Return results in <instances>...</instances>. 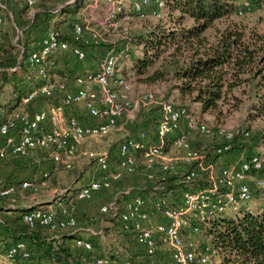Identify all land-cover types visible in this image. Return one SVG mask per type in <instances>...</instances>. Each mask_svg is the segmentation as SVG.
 I'll list each match as a JSON object with an SVG mask.
<instances>
[{
  "label": "built area",
  "instance_id": "built-area-1",
  "mask_svg": "<svg viewBox=\"0 0 264 264\" xmlns=\"http://www.w3.org/2000/svg\"><path fill=\"white\" fill-rule=\"evenodd\" d=\"M2 1L6 3L0 0V7L6 9L7 3L4 6ZM27 2L33 9L38 0ZM241 4L238 16L252 12L250 2ZM103 5L108 8H101ZM86 9L102 11V19L97 22L99 30L88 21L75 23L69 29L73 35L71 42L64 38L67 26L59 29L53 24L30 50L24 64L34 75L35 82L23 97L22 106L41 99L48 100L47 106L35 113L20 108L0 123V136L3 138L0 160L26 158L37 150H47L50 162L66 170H73L81 160L93 162L97 166L98 178L78 191L77 202L91 201L96 193L110 189L126 175L141 173L147 181L156 182L178 173L185 164H194L186 174V180L207 174L208 185L199 191L185 192L178 199V205L174 202L173 207V201L166 197L147 199L136 195L131 200H124V195L129 196L132 190L114 196L112 201L101 207L100 213L111 214L117 219L119 229L141 253L140 264H224L220 250L199 237L203 236V228L220 215L238 217L264 210V180L251 183L253 175L264 171V154L254 153L243 157L237 166L219 168L212 157L208 159L193 148L192 133H200L211 142H218L213 154L223 156L232 150L233 141L237 138L249 139V131L242 130L236 135L223 126L211 127L200 122L187 106L159 100L155 93L147 92L133 98L134 75L121 74L123 62L131 58L133 51L129 21L134 18L142 21L149 17L164 19L166 0H90ZM10 14L13 19V14ZM35 14L36 11H32L33 20ZM4 23V17L0 15V29ZM14 25L18 32L15 45L21 53V64L26 49V29ZM112 33L118 34L123 51H119L118 45L106 41V35L111 36ZM87 45L103 50L97 69L83 73L66 72L65 80H53L62 70L67 55L70 56L69 62L77 66L88 60ZM56 99H60V103H53ZM79 105L89 117L88 122L68 111V108ZM152 109L158 117L156 139L142 131L137 138L123 140L116 156L109 149L87 147L89 143L98 142L120 130L124 120L126 124H132L136 114ZM158 173L162 174L159 176ZM48 179L49 172L46 171L38 180L1 186L0 202L5 200L7 209L15 208L19 191L39 193L47 186ZM67 193L68 190L59 191L54 201H61ZM73 206L62 207L60 213L53 205L34 209L23 214V222L30 229L44 228L53 233L74 230L78 227V218ZM101 233L104 232L96 235ZM29 245L25 241L5 245L0 240V258L13 264H51L35 259ZM74 246L86 252L93 251L88 240L76 239ZM110 263L112 261L104 258L96 260V264Z\"/></svg>",
  "mask_w": 264,
  "mask_h": 264
},
{
  "label": "trees",
  "instance_id": "trees-1",
  "mask_svg": "<svg viewBox=\"0 0 264 264\" xmlns=\"http://www.w3.org/2000/svg\"><path fill=\"white\" fill-rule=\"evenodd\" d=\"M82 1L84 0H40L34 7L37 8L39 5L37 16L35 15L36 18L32 20L34 24L26 29L25 33L26 49L20 64L23 76L15 75L16 73L9 76L8 71L0 73V109H5L9 117L20 109L23 97L32 89L28 82H32L34 75L24 64L31 50L29 48L31 29L37 30V23L41 22L43 27L40 31L43 33L47 28L48 18L57 19L61 16H66L65 21L68 23L65 26H69L70 29L75 23L84 24L79 20L78 15L84 5L87 7L90 0ZM249 1L255 8L254 12H264V0ZM166 2L165 18L159 20L152 28L133 37L131 41L133 51L129 59L131 65L127 70L136 74L139 81L155 84L169 79L170 72L164 65L168 62L174 66L172 76L177 82L175 89L183 99L188 98L197 105L202 114H222V107L232 100L235 102L233 107L236 108L241 103L247 102L253 119L264 117V17H260L252 26L246 24L242 19L250 13L242 17L238 16L239 0H166ZM23 3L18 4L23 6L20 11L25 13L26 9L31 8L27 0H23ZM60 6L59 11L55 12ZM189 20L192 21L191 25L187 24ZM221 20L228 21L223 29L216 25ZM56 27L61 29L64 25ZM212 29H215L214 33H209ZM64 38L73 41L71 30L65 32ZM118 48L120 52L124 50L122 44L118 45ZM135 53L137 55H134ZM20 54L16 45L12 43V36L9 33L0 37V69L15 67L18 59L12 58L14 56L18 58ZM160 60L163 62L161 69L152 71L153 66ZM235 91H239L240 95H236ZM7 95L11 97L9 102L5 101ZM146 111L147 113L139 115L136 122L131 124L132 133L126 139L137 138L142 131H147L151 135L153 128L157 130L158 117L155 109ZM155 132L153 139H156ZM236 142L237 140L233 141L232 150L242 148L243 145ZM93 143L91 149H98ZM196 145L197 143L194 142V149L204 153L208 159L212 157L215 162L224 156L213 154L219 146L216 141H209L200 148ZM33 153L37 157L49 159L47 150H37ZM32 155L18 159H29ZM183 166H186L183 170L169 174L166 179L156 182L145 179V183L140 188L134 189L131 194L142 195L147 199L166 197L169 201H173V207L178 205V199L185 192L202 190L209 182L207 174H201L187 181L186 174L194 168V164ZM77 167L78 162L73 170L62 168V171L68 175L65 182L67 195L73 193L75 196L80 190V188L68 189L70 177H77L79 174ZM142 168L143 166L140 167L141 171ZM161 174L158 173L159 176ZM50 176L49 174V178ZM56 178H52L53 182H59ZM0 203L5 204V200H1ZM38 208L41 206L19 209L16 210L19 214L16 219L12 221L5 217L3 219L5 227L9 223L15 224V234L11 235L10 231L8 232L10 234L8 239L12 240L11 244L18 241L29 243L35 259L51 264H96L97 258H104L120 264H140L139 255L126 248V245L122 247L117 244L112 248L109 247L110 251L107 253L104 246L105 252H103L104 247L98 239L100 235L88 239L93 245V251L86 252L69 245L68 240L80 239L76 234L58 238L52 237L51 234L59 232L53 233L44 228L30 229L23 222V214ZM104 216L109 219H103ZM97 220L99 224H104V236L117 239L121 236L126 241V234L122 233L118 227L119 222L111 214L100 213ZM78 226H80L79 219ZM202 235L220 250L224 264H264V210L238 217L220 215L203 228ZM1 241L5 245H10L7 243V238Z\"/></svg>",
  "mask_w": 264,
  "mask_h": 264
},
{
  "label": "rangeland",
  "instance_id": "rangeland-1",
  "mask_svg": "<svg viewBox=\"0 0 264 264\" xmlns=\"http://www.w3.org/2000/svg\"><path fill=\"white\" fill-rule=\"evenodd\" d=\"M18 3H23V0H17ZM40 0H38L39 2ZM243 1H248L249 0H239L238 2V6L240 7ZM51 2V1H49ZM82 2H85L82 1ZM5 6V2L2 1V3ZM51 4V3H50ZM24 5V3H23ZM55 5V4H54ZM51 6V5H50ZM20 8H23V6H19ZM83 7V6H82ZM39 9V5L37 8H33V9H26L27 11L25 13H22V19L19 21L18 16L15 15V12L13 13V9L11 6H9V4H6V9L5 8H1L0 7V15H2L4 17L5 20V26L7 30L11 31V36L12 39H16L18 36V32L16 27L14 26V23L17 25V27H21L22 29H28L31 25H33L34 23H32L33 17H32V11H37L38 12ZM255 8L252 6V12L250 13V15H248L246 18H243L242 20L245 21L246 24L252 26L253 23L257 22V20L260 17H264V12L262 11H255ZM10 12H12L14 18L12 19ZM96 11H89V9H86V5H84V7L80 10L78 17L80 21H83L84 23H86L87 21L90 22L94 28L96 30H99V27H95V22H99L102 17V11H98L97 13ZM249 14V13H248ZM37 16V13L35 14ZM35 16V18H36ZM242 17V16H241ZM41 18V17H40ZM66 16H61L58 17L57 19L54 18H48V21L46 22L47 26H51L53 24L62 26L64 25V27H66L65 25L68 23L67 21H65ZM236 19V18H235ZM37 21V20H36ZM61 22V23H60ZM159 22V20H156L152 17L147 18L146 20H138V19H131V21H129V27H131L132 29V34L131 37L133 39L134 36H136L138 33L143 32L149 28H152L153 26L157 25ZM37 23V22H36ZM41 24V22H39ZM37 23V24H39ZM228 21L227 20H221L218 21L216 23L217 27L220 29H223L226 25H227ZM43 24V23H42ZM188 25L192 24V21H187ZM19 25V26H18ZM67 30H69V26L66 27ZM32 32L34 31V28L31 29ZM215 29H212L209 31V33H214ZM107 39L106 41H108L111 45H121V41L119 39L118 34H111V36L106 35ZM134 55H137V53H135ZM162 63L161 60L156 63L153 68L152 71H154L155 69H161L162 67ZM131 62L129 61H124L123 62V66L121 67V74L123 75H128L129 73H131L130 70H127L128 67H130ZM165 65V69L167 71L170 72V77L168 80H164V81H159L155 84H147L144 82L139 81V77L135 74L134 75V92H133V98L137 99L141 94L143 93H147V92H151V93H155L156 96L158 97L159 100H163V101H172L174 103L177 104H182L187 106L192 113H194L198 119L200 120V122L205 123L210 125L211 127H217V126H223L226 129L233 131L236 135L238 133H240L239 131L242 130H249L251 133V137L249 139L246 138H237V142L236 143H241L242 148L240 149H233L230 153L225 154L223 157V160H227L229 161L227 167H234L237 166V164L240 162V160L244 157H248L249 155H253L254 153H264V138L262 136H264V117L262 118H258V119H253L252 115L249 111V107L247 102H243L241 103L237 108L233 107V105L235 104L234 101H229L228 103H226V105H224L222 107V114H218V113H211V114H202L199 111V108L197 105H195L190 99L188 98H182L179 94V92L175 89V86L177 85L176 80H174L173 76H172V71L174 69V66L171 65L170 63L166 62ZM164 68V66H163ZM8 89V87L6 88ZM4 89V90H6ZM4 92V91H3ZM236 95H240L239 91H235ZM6 95V94H5ZM10 95H7V98H5V101H8L10 99ZM68 111L70 112L71 115H78L79 118H81L82 120H84L85 122L89 121V117L86 115L84 108L82 105L79 106H74V107H70L68 108ZM152 112V111H151ZM156 112V111H155ZM144 113H147V111H141L140 113L136 114V118L134 119V122H136L137 118L139 117V115H143ZM123 125L120 127V130H118L117 132L114 133V135H110L107 138L101 139L99 140L97 143H93L94 146H98V150H110L111 152H115L116 149L119 147V144L126 139L127 137H124V133H126L127 125H129V127L131 128V124L127 123L126 124V120H124ZM130 131V130H129ZM152 134L150 136L153 137L154 132L156 131V128H153L152 130ZM191 139L197 143L196 147L200 148L201 146H204L205 144H208V142L210 141L207 137L201 135L200 133H192L191 135ZM240 145V146H241ZM219 160V159H218ZM84 162V161H82ZM116 163V162H115ZM84 167V172H81L80 175V179L79 180H84L86 178H89V176L94 175V170H92V166H93V162H89V161H85L84 164L82 165ZM186 166L182 167V170L185 168ZM63 175H65L66 177L68 176L65 173H62ZM75 174H77L75 172ZM141 174V173H139ZM68 178V177H67ZM258 179H263L264 180V171L262 173H259L257 175H253V178L251 180L252 184H255L256 180ZM53 182V181H52ZM60 183V181L58 182ZM66 184H60L58 186L59 189H65L66 188ZM136 194H131L129 196H135ZM124 197H126L124 195ZM128 197V196H127ZM132 198V197H130ZM125 200V199H124ZM98 216L93 217V220L90 221V219H87L86 217H82L81 218V225L80 227H87L86 224H89L88 226L95 229L96 231L100 230V224H99V220ZM229 217V216H228ZM103 219H109L108 217L104 216L102 217ZM92 224V225H90ZM120 236V235H118ZM108 240V242L105 243V247H106V252L110 251L109 247H114L117 244H120L122 247H124V245H126V248H130V250L135 253L138 254L139 257H141V253L139 252L137 246L134 244V242L131 239H127L125 238L126 241L123 240V238L120 236L119 239H117L116 237H108L107 235L105 236ZM201 239V241H205L206 238L205 236H200L199 237ZM109 256V254L107 255ZM140 260V258H138V261Z\"/></svg>",
  "mask_w": 264,
  "mask_h": 264
},
{
  "label": "crops",
  "instance_id": "crops-1",
  "mask_svg": "<svg viewBox=\"0 0 264 264\" xmlns=\"http://www.w3.org/2000/svg\"><path fill=\"white\" fill-rule=\"evenodd\" d=\"M7 5L12 7L13 13L15 12V15L18 16L19 21L22 19V13L20 12V7L17 0H5ZM101 8H108L106 5H103ZM12 13V12H11ZM14 18V16H13ZM21 22V21H20ZM5 26V23H4ZM2 27L0 29V37L4 36L5 34H10L11 31L7 30L6 27ZM15 26V25H14ZM19 26V25H18ZM97 26V22H95V27ZM20 27V26H19ZM41 27H43V24L39 23L37 30H34L31 33V43L29 44V48L33 49L35 45L42 40V38L45 35L46 30L41 33ZM48 27V26H47ZM98 27V26H97ZM22 28V26H21ZM43 29V28H42ZM47 29V28H46ZM144 32V31H143ZM15 40L12 39V43L15 45ZM1 41L2 38H1ZM88 47V60L79 66H77L75 63H70V56L67 55L66 59L63 60L64 66H62V70H60L53 78V80L63 81L65 80L66 72H80L83 73L85 71H92L97 69V61L100 59V56L103 53L102 48L97 46H91L87 45ZM20 55H18V58L15 56L12 59H18L17 63L15 64V67L11 68H4L2 71H8L9 76H12V73H16L15 75L23 76V71L20 68ZM16 69V70H15ZM28 74V73H27ZM26 76L28 77V75ZM35 79H32V82L30 83V87L34 85ZM60 99L54 100L53 103H60ZM9 102V100H8ZM48 100H39L35 103H32L28 106H21L20 108L28 110L30 113H35L37 111H40L42 109H45L47 106ZM50 102V100H49ZM9 116L7 115V112L5 109H0V123L4 122V120L8 119ZM126 133H124V137L131 136L132 130L127 125ZM130 130V131H129ZM114 135V134H113ZM3 142V138L0 136V144ZM92 144H88V148H91ZM113 156L117 155V149L115 152H111ZM32 155V154H31ZM224 158V157H223ZM223 158L219 159L218 165L219 168H222L224 166H227L229 161L226 159L223 160ZM31 159V160H30ZM83 160L78 162V170L79 174L81 172H84V167L82 166ZM62 166H58L50 162L48 159H44L41 157H37L33 155L29 159H8V160H0V187L9 185V184H20L23 181H33L38 180L44 172H49L51 175L50 178L47 180V186L43 187L42 190L39 193H33L30 190H21L18 193V202L15 208L7 209L6 206L2 203H0V224H3L4 217L7 218V220L12 221L16 219V217L19 215L16 210H23L27 208L37 207V206H43L47 207L50 205H53L57 212H61L62 207H68L69 205H74V214L79 219V224L81 225V218L86 217L87 219H90V221L93 220V217L100 215V209L104 205H107L114 196L126 193L127 191H132L136 188H140L145 183V177L143 174H136L133 176H124L119 182H116L113 184V186L108 190H103L101 192H98L94 195L93 199L91 201H81L77 202L75 200V196H73V193H69L68 195H65L66 197H63L61 201H54V197L56 196V193L65 189H59L58 186L60 184H64L66 180V176L63 175L64 173L62 171ZM92 170H94V175L89 176V178H86L84 180H78L80 179V175L78 174L77 177H70V182H68L69 187L68 189H81L84 185L90 183L92 180L98 178V172H97V166L93 164ZM56 178L58 182H52V178ZM69 180V179H68ZM133 196H128L125 198V200H131L130 198ZM89 224H86L87 227H80L78 226L77 229L71 230H63L60 231L58 234H51L52 237H64L65 235H73L76 234L77 238L88 240L90 238H93L97 233H100L103 231L104 224H100V230L96 231L95 229L88 226ZM92 225V224H90ZM9 226V227H8ZM5 227V224L3 226H0V240L3 238H7V243L11 244L12 240L8 239L10 234L8 233L10 231L11 235L15 234L14 226L15 224L9 223V225ZM101 245L104 247L105 243L108 242L106 237L103 233H101L100 237L98 238ZM68 243L71 247L75 248L74 246V240H68ZM103 252H105V247L103 249ZM107 253V252H106ZM0 264H13L3 259V257L0 258ZM110 264H120L117 261H112Z\"/></svg>",
  "mask_w": 264,
  "mask_h": 264
}]
</instances>
